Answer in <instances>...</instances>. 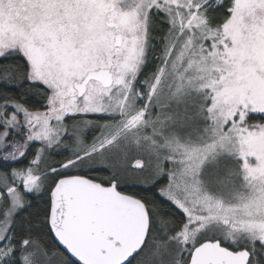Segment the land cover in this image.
Wrapping results in <instances>:
<instances>
[{
    "label": "snow or ice",
    "instance_id": "6c2138e0",
    "mask_svg": "<svg viewBox=\"0 0 264 264\" xmlns=\"http://www.w3.org/2000/svg\"><path fill=\"white\" fill-rule=\"evenodd\" d=\"M0 264H264V0H0Z\"/></svg>",
    "mask_w": 264,
    "mask_h": 264
}]
</instances>
